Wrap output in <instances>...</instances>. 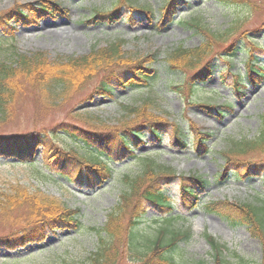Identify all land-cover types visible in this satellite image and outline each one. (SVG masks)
Here are the masks:
<instances>
[{"label":"rangeland","instance_id":"1","mask_svg":"<svg viewBox=\"0 0 264 264\" xmlns=\"http://www.w3.org/2000/svg\"><path fill=\"white\" fill-rule=\"evenodd\" d=\"M46 1L0 0L1 20L9 22L6 15L14 11L17 5H24L28 9L27 5L31 3L38 8ZM57 1L67 5L69 9H63L61 15H43L37 21L18 22L14 30L2 33V57L9 58L15 50L42 53L45 56L42 66L51 70L57 66L51 60L47 61L49 59L85 55L93 47L103 48L112 41L120 40L122 58L117 62L116 59L113 60L109 65L111 70L119 72L132 66V63L145 60L141 63L154 70L155 77L152 75L148 83H140L137 89L121 87L113 82V94L107 97L96 91L100 78L107 77L106 71L98 68L84 84L71 91L65 101L59 97L54 101L46 100L45 104H42L44 101L38 100L34 91L29 93L24 90V95L15 104V109L13 108L12 122L0 125V137L21 136L44 128L48 133H53L50 128L55 124L61 121L75 122L76 117L83 121L84 127H119L121 121L128 118L123 106L145 103L148 105L146 111L150 117L166 118L181 125L186 136L184 141L188 143L187 148L182 150L171 145L169 132H166L160 144L153 143L146 134L143 137L146 142L137 150V153L142 155L140 159L145 156L154 159L155 162H151V165L155 169L157 166L163 170L172 167L176 175H187L190 170L203 174L211 183L206 186L205 194H201L202 201L228 198L239 203L255 204L264 200V151H253L238 156L241 161L244 158L262 166L263 169L258 175L243 180L228 176L215 180L222 171L223 152L230 153L231 158L236 157L239 149H247L244 142L254 140L260 128V115L264 112V76L259 85L246 84L243 81L245 84L240 90L242 94L237 95L232 73H245V60L248 56L243 49L251 50V43H261L264 46V0H250L246 8L237 3L224 4L220 0H185L189 6L178 7L173 20L160 28L154 18L155 11L159 9V0H145L147 5L152 7L153 17L150 20L136 18L135 12L123 7V17L116 18L106 25L90 23L87 20L93 16L94 10L105 11L111 8L114 0ZM129 15L134 17L135 21L128 18ZM13 22L12 20L9 23ZM193 24H199L202 29H206L213 43L205 47L204 42L208 39L197 32L192 27ZM237 36L239 39L234 47L235 57L229 60L232 65L228 66L222 57L230 54V45ZM177 47L189 51L196 49L198 53L208 51V58L214 65L210 77L196 86L190 97L193 103L184 101L172 88L176 81L192 77L190 70L187 69L184 75L177 71L170 73L165 66L166 60L169 61L172 56V50ZM256 51L258 59L264 65V48ZM202 102L215 104L221 113H217L215 109L212 114L207 113L200 107ZM226 103H230L229 108L223 106ZM77 111L82 115H76ZM200 130L210 133L209 139L204 140L209 147L207 153L194 151L190 144L189 138L192 139ZM58 134L53 140L55 144H73L69 133L61 131ZM40 149H37L33 158L34 163H19L0 158V199H3L7 192L11 194L13 187L21 186L32 197L41 200L25 202L20 199L22 204H15L18 207H11L9 212L3 213L0 210V236L7 238L12 244L19 243V236L20 239H26L22 236H27L30 231L25 225L30 221L27 218H31L33 214L38 216L41 212L54 215L56 210L49 212V208L54 205L75 210L73 213H76L81 225L76 230L63 227L49 232L39 243L27 239L28 241L25 240L15 248H7L1 247L3 244L0 242V264H86L96 241L95 233L90 227L102 226L105 214L119 201V195L124 189L117 176L123 172L134 175L141 170L143 161H112L110 166L115 170L112 177L105 179L100 186L87 188L85 185L67 183L63 178L51 176L42 170ZM231 161L233 165L236 164L234 159ZM230 169L237 173L242 171L240 169L238 172L235 166ZM178 180L179 178L173 179L172 182L161 180L168 181L163 185L164 191L173 199L178 198ZM153 213L148 210L146 218ZM185 218L172 222L176 228L187 229L189 232V237L179 245L181 252L173 254L172 259L177 264H186V260L189 262L192 258L204 262L210 260L211 250L204 234L215 238L222 258L229 264H264V247L258 237L249 234L244 227L233 229L219 216L205 213L202 209H194L185 214ZM23 227L20 232L25 233L16 232ZM140 262L127 259L120 264Z\"/></svg>","mask_w":264,"mask_h":264},{"label":"trees","instance_id":"2","mask_svg":"<svg viewBox=\"0 0 264 264\" xmlns=\"http://www.w3.org/2000/svg\"><path fill=\"white\" fill-rule=\"evenodd\" d=\"M220 1L224 4L237 3L244 8L248 7L250 3V0ZM146 2L145 0H114L111 8L105 11L94 10L93 16L87 21L102 25L112 23L116 18L123 17L121 12L123 7H128L130 11L135 12L136 18L150 20L153 17L152 7ZM181 5L188 7L189 3L185 0H159V9L155 11L156 17H154L158 27L171 22L177 8ZM27 7L28 9L24 5H17L14 11L7 13L6 18L14 21L12 24L9 23L10 21L3 22L0 16V125L12 122V111L15 109V104L24 95V90L29 93L34 91L38 100L44 101L42 104H45L46 100L54 101L59 97L65 101L67 95L80 87L82 83L84 84L86 79L98 68L105 70L107 77L100 78L96 91L107 97H111L113 94L111 85L113 82L121 87L128 86L131 89H137L140 83H148V80L152 79V75L155 77V71L143 64L145 60L141 61L143 62H140L141 64L132 63V66L119 72L111 70L109 65L113 60L116 59L117 62L122 58L120 40L112 41L103 48L93 47L85 55L49 59L47 61L51 60L57 66L51 70L42 66L44 65L42 60L45 57L42 53L15 50L9 58L2 57L3 47L1 44L4 41L2 33L14 30L13 28L18 22L37 21L43 15H61L65 9V6L57 0L42 2L38 8L31 3ZM128 18L135 21L131 15ZM192 27L208 39L204 42L205 47L213 43L206 29H202L199 24H193ZM238 39V36L233 39L234 42L230 45L232 48L230 54L227 57H222L228 66L232 65L229 60L235 57L234 47ZM251 46V50L250 48L243 49V52L248 56L245 60L247 65L244 69L245 73H232L234 91L237 95L242 94L240 90L244 87L243 81L246 84L258 85L264 76V67L259 64L258 54H256V50L264 48V46L261 43H251ZM171 54L170 60H166L165 65L170 73L177 71L184 75L189 69L192 74L190 78L184 77V80L176 81L172 88L180 94L184 101L193 103L190 97L195 92L196 86L206 81L213 71L214 65L208 58L210 52L201 51L198 53L196 49L189 51L177 47L172 50ZM173 79L174 77L171 79V83H173ZM223 106L229 108L230 103ZM146 107L148 105L145 103L123 106L128 118L121 121L119 127H84L83 121L76 117L75 122L61 121L55 124L52 129L50 128L53 133H48V130L44 128L38 132L24 133L21 136L0 137V158L15 160L19 163H34L33 158L37 149L41 148L42 170L51 176L63 178L67 183L85 185L87 188L100 186L105 179L112 177L115 172L110 166L112 161L127 160L131 163L135 160L143 161L141 170L134 175L123 172L117 176L124 189L119 195V201L105 214L102 226L90 227V230L95 233L96 241L94 250L89 254L86 264H120L126 262L127 259L141 261L140 264H177L172 259L173 254L181 252L179 245L182 240L189 237V232L187 229L176 228L172 222L186 219L185 214L194 209H202L205 213L219 216L233 229L238 226L244 227L249 234L258 237L264 247V200L256 202L257 204L239 203L228 198L202 201L201 194H205L206 186L211 183L203 174H197L190 170L187 175L182 173L176 175L174 169H171L172 167L163 170L157 166L155 169L151 165V162H155L154 159L151 160L146 156L144 159H140L142 155L138 154L137 150L146 142L143 140L146 134L153 143H159L164 140L166 132H169L171 133L170 139H172L171 145L182 150L187 148L188 143L184 141L186 136L181 125L166 118L150 117ZM200 107L207 113L212 114L214 109L217 113H221L219 109L217 110V106L210 102H202ZM79 113L81 112L77 111L75 114L81 116L82 114ZM259 127L254 140L244 142L247 149L243 147L239 149L236 152V157L231 158L230 153L223 152L224 164H221L222 171L215 180L217 178L220 180L225 176L243 180L260 173L263 169L262 166H257L244 158L241 161L238 157L248 152L264 151V112L260 115ZM61 131L72 136L73 144L60 146L54 143L53 140L59 136L58 133ZM209 136V132L200 130L194 134L192 139L189 138L194 151L209 152V147L204 141L209 139ZM231 159H234L235 165ZM232 166L238 168V172L242 169V173L231 170ZM175 178H179L177 199H173L164 191L163 185L168 181L161 182L163 179L172 182ZM262 178L264 180V177ZM8 193L10 192L5 193L3 199H0V210L3 213L9 212L11 207L15 208L17 206L15 204L21 203L20 199L25 202L41 201L25 192L21 186L13 187L11 194ZM178 202L180 203L178 204ZM52 209L57 211L56 214L41 212L38 216L33 214L31 218H27L30 221L25 225L30 228V231L26 234L27 236H22L26 239H20L19 236L17 240L19 243L12 244L7 240L8 236L5 237L6 239L0 236V242L3 244L1 247L15 248L27 239L39 243L49 232H55L63 227H72L74 230L80 227L81 223L75 215L76 213H73L75 210L61 205L50 207L49 212ZM148 210H152L154 213L146 218ZM23 229L24 227L19 228L16 232ZM203 236L211 250L210 260L204 262L192 258L189 262L186 260V264H229L222 258L215 238L207 234Z\"/></svg>","mask_w":264,"mask_h":264}]
</instances>
